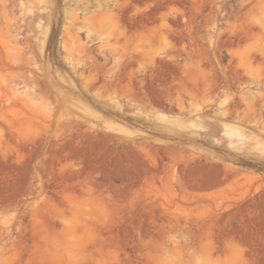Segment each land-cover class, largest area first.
I'll use <instances>...</instances> for the list:
<instances>
[{
    "label": "rangeland",
    "instance_id": "rangeland-1",
    "mask_svg": "<svg viewBox=\"0 0 264 264\" xmlns=\"http://www.w3.org/2000/svg\"><path fill=\"white\" fill-rule=\"evenodd\" d=\"M0 264H264V0H0Z\"/></svg>",
    "mask_w": 264,
    "mask_h": 264
}]
</instances>
